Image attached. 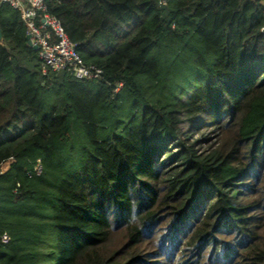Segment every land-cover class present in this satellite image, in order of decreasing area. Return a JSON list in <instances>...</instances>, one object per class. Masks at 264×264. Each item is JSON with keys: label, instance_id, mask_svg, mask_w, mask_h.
I'll list each match as a JSON object with an SVG mask.
<instances>
[{"label": "trees", "instance_id": "obj_1", "mask_svg": "<svg viewBox=\"0 0 264 264\" xmlns=\"http://www.w3.org/2000/svg\"><path fill=\"white\" fill-rule=\"evenodd\" d=\"M46 8L102 75L44 69L0 3V264H264V0Z\"/></svg>", "mask_w": 264, "mask_h": 264}, {"label": "built area", "instance_id": "obj_2", "mask_svg": "<svg viewBox=\"0 0 264 264\" xmlns=\"http://www.w3.org/2000/svg\"><path fill=\"white\" fill-rule=\"evenodd\" d=\"M0 3L10 5L20 12L33 43L38 46L44 69H67L78 80L101 77L100 68L82 62L77 44L68 37L61 22L47 11L46 0H0ZM121 87L122 84H119L116 91ZM2 241H9L7 234L2 236Z\"/></svg>", "mask_w": 264, "mask_h": 264}, {"label": "rangeland", "instance_id": "obj_3", "mask_svg": "<svg viewBox=\"0 0 264 264\" xmlns=\"http://www.w3.org/2000/svg\"><path fill=\"white\" fill-rule=\"evenodd\" d=\"M214 115L208 110H203L193 121H185L181 124V130L187 141L192 143L200 153H208L222 139L223 129L221 128L228 119L225 116L215 117ZM181 255V252L176 253L177 258Z\"/></svg>", "mask_w": 264, "mask_h": 264}, {"label": "water", "instance_id": "obj_4", "mask_svg": "<svg viewBox=\"0 0 264 264\" xmlns=\"http://www.w3.org/2000/svg\"><path fill=\"white\" fill-rule=\"evenodd\" d=\"M1 37H2V31L0 29V38ZM27 41H28V44L30 46H32L34 49H38V46L33 43V41H32V35L30 33H28V35H27Z\"/></svg>", "mask_w": 264, "mask_h": 264}]
</instances>
